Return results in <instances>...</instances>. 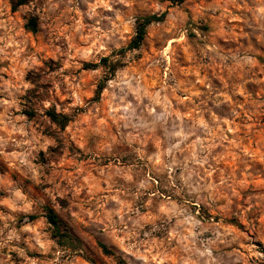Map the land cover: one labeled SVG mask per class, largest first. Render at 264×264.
Returning a JSON list of instances; mask_svg holds the SVG:
<instances>
[{
	"label": "rangeland",
	"instance_id": "1",
	"mask_svg": "<svg viewBox=\"0 0 264 264\" xmlns=\"http://www.w3.org/2000/svg\"><path fill=\"white\" fill-rule=\"evenodd\" d=\"M13 1L0 264H264V0ZM165 11L121 52L138 16ZM104 57L121 66L97 97L109 68L87 64ZM46 206L81 243L57 241Z\"/></svg>",
	"mask_w": 264,
	"mask_h": 264
},
{
	"label": "trees",
	"instance_id": "2",
	"mask_svg": "<svg viewBox=\"0 0 264 264\" xmlns=\"http://www.w3.org/2000/svg\"><path fill=\"white\" fill-rule=\"evenodd\" d=\"M172 1L182 3L185 0H172ZM23 3L24 0L13 1V8H17V6ZM166 16H167L166 11L160 14L153 13V14H145L138 16L136 18L135 35L133 36L128 46L121 49V52L140 48L146 38L147 28L149 27V25H151L154 22L163 21L166 18ZM38 24H39L38 18L36 16H32L27 21L26 26L30 31L37 32ZM108 60L109 59L107 57H104L100 63L87 64L88 67H96L100 64H104L109 68V75H107V77L104 80H102L98 85L96 91L97 97H100V95L102 94L106 86V81L111 79V77L115 74L116 70L121 66V63L119 61L112 63L109 62ZM27 114L30 116L34 115L33 111H27ZM47 114L52 121L56 122L61 127H65L71 121V116L65 113L58 112L55 109H49L47 111ZM45 211L48 222L51 223V225L54 228V236L57 238V241L60 244L65 245L66 243H74V242L81 243V240L77 237H74L67 223L61 218V216L52 206H46ZM35 218H36L35 215H29L30 220H33ZM100 245L105 253L112 252L111 249H109L106 244L100 243Z\"/></svg>",
	"mask_w": 264,
	"mask_h": 264
}]
</instances>
